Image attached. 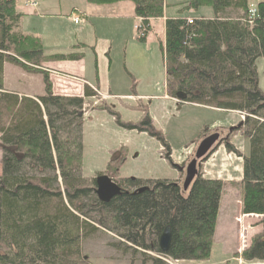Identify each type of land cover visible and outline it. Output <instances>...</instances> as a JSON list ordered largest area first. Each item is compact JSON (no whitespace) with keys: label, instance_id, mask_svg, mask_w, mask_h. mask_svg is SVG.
<instances>
[{"label":"trees","instance_id":"trees-1","mask_svg":"<svg viewBox=\"0 0 264 264\" xmlns=\"http://www.w3.org/2000/svg\"><path fill=\"white\" fill-rule=\"evenodd\" d=\"M85 1L92 5L130 1L140 41L156 30L153 22L158 23L170 5L167 0ZM17 3L0 0V264H90L81 243L101 229L117 238L112 247L140 254L141 264L207 260L222 180L199 172L184 191L171 179L120 177L122 148L103 172L85 175L84 98L96 93L88 88L83 96L52 93L42 69L48 58L39 37L22 31ZM176 4L182 5L181 13L208 6L213 16L188 13L163 21L167 95L179 103L243 116L235 129L248 141L247 153H240L229 137L223 143L242 159V178L237 183L240 214L262 217V230L243 250L242 264H264V91L256 68L264 58V1L254 6L248 0H189L172 5ZM5 63L41 73L44 94L31 97L3 89ZM102 108L119 127L157 140L170 159V146L146 111L134 123L122 121L107 105ZM101 174L121 188L122 193L108 202L95 193V178ZM167 226L171 240L161 251L158 240Z\"/></svg>","mask_w":264,"mask_h":264},{"label":"crops","instance_id":"crops-1","mask_svg":"<svg viewBox=\"0 0 264 264\" xmlns=\"http://www.w3.org/2000/svg\"><path fill=\"white\" fill-rule=\"evenodd\" d=\"M182 1L189 0H170V2L167 0L170 5L165 7L163 17L158 23L153 22L154 25L157 24L156 30L145 41H140L136 35L137 18L134 15V7L130 1H121L109 5H92L85 0H38L36 6H32L27 4L26 0H18L17 9L22 13V31L39 37L44 56L48 58L43 62L42 69L48 74L52 93L62 96H83L87 88L96 93L93 96L84 98L86 108L82 120V140L84 139L85 123L86 130L87 126L91 124V131L89 130L87 140L90 142L91 140L102 139V141L94 143L93 147L98 149L101 145L104 147L103 160L96 161L92 166L93 168H98V170L104 168V164L114 156L117 147L122 144V141L118 140L114 145H107L105 141L110 135V132H107L110 129L119 133L125 131L102 108L103 104L118 114L120 109L136 111V107H140L141 114L139 116L142 118L143 111H146L152 123L157 120L160 114L168 116L169 120L170 115L176 111V107H179L180 104L191 105L179 103L175 98L167 95L165 88L166 74L161 50V43L164 41L163 21L166 18L187 15L188 13L211 18L213 11L208 6H202L196 12L188 10L181 13L182 5L172 4ZM248 1L253 6L264 0ZM74 16L81 19L79 23L73 22ZM156 32L157 35H155ZM3 89L31 97L42 95L44 94L42 74L36 71H25L17 65L5 63ZM99 103L101 104L96 106ZM194 106L204 109L202 119L205 120V123L202 127L207 130V133L208 128L215 124L223 131V127L237 122L233 121L232 116L236 113L235 111H225L200 105ZM209 116H212V118H209ZM215 118L216 120H214ZM102 122L105 123V128L100 130ZM126 131L133 132V130ZM207 133L204 135H207ZM138 134L146 133L138 132ZM232 141L233 139L230 138L229 142L231 144L235 142ZM109 146L114 147L109 148ZM153 146L156 151H159L160 157L155 151L148 152L144 157L141 156L138 161L150 163L151 170L141 172L138 177L166 178L181 183L184 176L183 164L186 156L174 157L172 152L170 159H167L163 154L162 146L160 147L158 144ZM246 148L247 140L244 139L242 153H247ZM141 152L135 154L133 158H136ZM223 152L227 153L225 152L224 143L219 142L210 152V155L212 153L223 155ZM84 157L83 149V163ZM209 157L200 167L202 176L209 179L223 180L218 176L207 174L206 163L210 159ZM239 158L236 168L230 171L233 175L232 181L225 183L224 187L232 185L237 189V183L242 178V159ZM163 159H166V161ZM155 162L162 164L164 169L153 170L155 168L153 163ZM98 170L93 174L104 171ZM119 176L129 177L122 175L120 171ZM223 191L224 189H222V193ZM236 195L237 197L232 201L234 204L231 203V208L227 211V216L222 218H220V215L225 213L220 209V197L210 257L207 260L192 261L189 264H211L210 258H212L213 250L217 246L216 249L220 251V249H224L226 241H230L234 246L236 245L237 226L234 217L241 212L238 192ZM242 216H255L258 218L254 226L255 233L261 232L260 220L262 217L260 215ZM220 221L221 228L219 229L220 223L218 225V222ZM183 262L179 261L177 264Z\"/></svg>","mask_w":264,"mask_h":264},{"label":"rangeland","instance_id":"rangeland-1","mask_svg":"<svg viewBox=\"0 0 264 264\" xmlns=\"http://www.w3.org/2000/svg\"><path fill=\"white\" fill-rule=\"evenodd\" d=\"M36 3L38 0H35ZM170 2V0H168ZM254 6V5H253ZM182 9V8H181ZM74 22V21H73ZM257 73H258V84L262 91H264V58H260L256 63ZM99 103L96 106H99ZM86 108V107H85ZM140 107H136V111H132L129 109H120V119L122 121H131L136 123L142 119L139 114ZM204 109L195 107L194 105H183L180 104L179 107H176V111L170 115L168 120V116L166 115H158L157 120L153 122L154 127L159 129L167 143L171 148V153L173 152L174 157H178L180 155H185L186 157L183 166H185L190 159L194 156L195 149L200 142V140L206 136L204 135L206 132H202L203 124L205 120L202 119ZM144 112V111H143ZM215 114H220L216 113ZM230 115V114H228ZM227 115V116H228ZM142 116V115H141ZM233 121L236 122L235 124H230V126L223 127V131L220 130L217 126H211L208 128V134L218 132L220 133V137H225V134L228 135L229 140L230 138L235 141L232 145L242 153L243 150V140L245 139L244 136L241 134L240 131L236 130L235 128L229 132V128L233 126H237L242 120L243 116L236 112L232 114ZM212 118V116H209ZM217 118V117H216ZM216 118L214 120H216ZM97 121V120H95ZM93 123V122H92ZM116 125V124H115ZM91 124L87 126L86 130V123H85V131H84V139H83V149L85 153L84 157V167L83 173L85 175L93 174L98 168H93L92 166L96 161L103 160V152L104 147L101 145L99 149L93 147L94 143L102 141L99 140H87L89 135V130L91 131ZM203 126V127H202ZM105 128V123L102 122L100 126V130ZM210 130V131H209ZM227 130V131H226ZM110 135L107 138L106 144L107 145H114L115 142L122 141V144L117 147V150L121 148L125 151V160L119 166V171L122 175H127L129 177H138L141 172H145L150 169V163H141L138 161L141 156H146L148 152H158L156 151L153 145L158 144L161 147L160 143L147 136V134H138V131L133 130V132L123 131V132H116L115 130L112 131L111 129L107 132ZM106 133V134H107ZM200 135V139L199 135ZM83 135V133H82ZM204 135V136H203ZM226 135V137H227ZM103 136V135H102ZM203 136V137H202ZM92 138V137H91ZM232 141V142H233ZM114 146H109V148H113ZM163 149V148H162ZM248 151V141H247V148ZM140 151V155L136 158H133L135 154H138ZM164 152V151H163ZM225 152L223 155L211 154V158L206 163V172L210 176H218L222 178L223 187L224 184L227 182L232 181V173L231 170H234L237 166L238 159H240L234 152L228 151L225 148ZM130 154V155H129ZM1 155V153H0ZM228 155V156H227ZM190 156V158H188ZM158 157L159 154H158ZM127 158V159H126ZM166 161V159H163ZM106 164V163H105ZM104 164V168H105ZM155 164V168L153 170H163L164 166L159 163ZM89 166V167H88ZM104 168L99 169L104 170ZM184 175V171H183ZM124 177V176H122ZM184 178V176H183ZM183 181V179H182ZM181 181V183H182ZM225 184V185H226ZM222 195H221V210L224 211L225 214H221L220 218L227 216V211L231 208V203L235 197H237V189L232 187V185L225 186ZM258 218L255 216H242L240 214L234 217V222L237 226V241L236 245H232L230 241H226L224 249H220L218 251L216 247L213 251V255L210 258L211 264H242V252L243 250L250 245L251 238L257 233H255V224L258 221ZM220 223V225H219ZM219 229L221 228V221L218 222ZM231 225V224H230ZM221 234V233H219ZM217 235V234H216ZM214 240V237H213ZM117 241V238L110 232L105 230L97 231L92 237L88 239L82 240L81 247L82 253L88 256L90 264H141L140 261V254L138 255H131L130 251H122L119 248L112 247L110 244ZM219 242V241H218ZM212 250V249H211ZM192 261H184L182 264H189ZM194 263V262H193ZM151 264V263H146ZM172 264H177L173 262ZM180 264V263H179Z\"/></svg>","mask_w":264,"mask_h":264},{"label":"water","instance_id":"water-1","mask_svg":"<svg viewBox=\"0 0 264 264\" xmlns=\"http://www.w3.org/2000/svg\"><path fill=\"white\" fill-rule=\"evenodd\" d=\"M240 125V123L238 124ZM237 125V126H238ZM237 126L229 128L231 132ZM221 141L218 132H214L204 136L198 143L194 156L184 166V178L181 183L182 189L185 191L196 178L199 172L201 163L207 158L215 145ZM96 188L95 193L98 199L102 202H108L112 197L121 194V188L106 174H101L95 178ZM171 240V231L167 226L163 229L159 236L158 244L161 251H166Z\"/></svg>","mask_w":264,"mask_h":264},{"label":"built area","instance_id":"built-area-1","mask_svg":"<svg viewBox=\"0 0 264 264\" xmlns=\"http://www.w3.org/2000/svg\"><path fill=\"white\" fill-rule=\"evenodd\" d=\"M26 3L29 4V5H32V6H36V4H37L35 0H26ZM254 9H255L254 7H251L249 9L250 13H253L254 12ZM80 20L81 19L79 17H77V16H74L73 17L74 23H79Z\"/></svg>","mask_w":264,"mask_h":264},{"label":"flooded vegetation","instance_id":"flooded-vegetation-1","mask_svg":"<svg viewBox=\"0 0 264 264\" xmlns=\"http://www.w3.org/2000/svg\"><path fill=\"white\" fill-rule=\"evenodd\" d=\"M221 138H222V140L224 139V137H221ZM222 140H221V141H222ZM183 168H184V167H183ZM183 171H184V169H183ZM180 184H181V183H180Z\"/></svg>","mask_w":264,"mask_h":264}]
</instances>
